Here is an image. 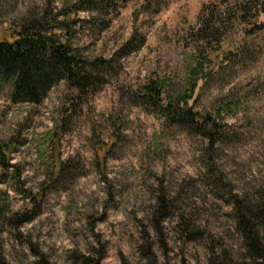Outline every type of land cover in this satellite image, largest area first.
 Here are the masks:
<instances>
[{
	"label": "rangeland",
	"instance_id": "rangeland-1",
	"mask_svg": "<svg viewBox=\"0 0 264 264\" xmlns=\"http://www.w3.org/2000/svg\"><path fill=\"white\" fill-rule=\"evenodd\" d=\"M97 1L0 0V39L54 37L90 71L39 103L0 81V264H251L230 189L264 194L261 0ZM171 103L226 137L211 147Z\"/></svg>",
	"mask_w": 264,
	"mask_h": 264
},
{
	"label": "trees",
	"instance_id": "trees-1",
	"mask_svg": "<svg viewBox=\"0 0 264 264\" xmlns=\"http://www.w3.org/2000/svg\"><path fill=\"white\" fill-rule=\"evenodd\" d=\"M85 1L88 5H93L92 8L100 9L97 0ZM260 3L264 8V0ZM236 5L241 7L240 11H242L245 9L246 1ZM232 11H223L218 17L222 15V19L230 18ZM219 21L220 19L215 18L214 13L203 16L197 30L200 39H208L212 33L211 30L216 28ZM109 63L108 60L98 59L91 61L90 65L98 68L107 67ZM89 73L88 61L76 53L70 45L54 37L22 29L15 37L0 39V81H13L11 97L14 102L39 103L58 82L77 79L82 84L89 80ZM144 95L153 102L158 99L157 90L154 87H146ZM166 109L172 120L195 129L207 137L211 147L227 135L229 125L218 122L210 115L201 116L173 103ZM0 152L6 155L1 146ZM208 163L209 169L213 171V162ZM63 166L64 163H61L60 170ZM224 183L230 186L225 180ZM231 190L235 225L242 235L249 253V261L251 264H264V236L261 230L264 226V194L249 199Z\"/></svg>",
	"mask_w": 264,
	"mask_h": 264
}]
</instances>
